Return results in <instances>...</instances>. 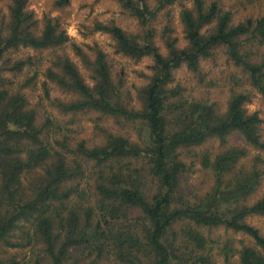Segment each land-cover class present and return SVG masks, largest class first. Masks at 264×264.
Listing matches in <instances>:
<instances>
[{
  "label": "trees",
  "instance_id": "1",
  "mask_svg": "<svg viewBox=\"0 0 264 264\" xmlns=\"http://www.w3.org/2000/svg\"><path fill=\"white\" fill-rule=\"evenodd\" d=\"M118 1L144 34L130 36L112 23L96 28L112 34L119 52L153 58V76L140 90L138 109L122 98L101 49L92 59L71 43L92 84L65 52L46 65L17 55L22 48L52 51L70 44L57 17L46 15L39 29L28 0H11L8 19L0 17V264H19L8 253L17 248H29L23 264H264V233L246 221L264 216V193L256 198L264 187V158L237 146L203 153L199 163L213 184L201 192L184 186L189 164L179 153L210 139L224 142L235 132L264 150L263 119L247 108L250 88L264 99V52L255 50L264 46V0H191L192 7L184 0H157L155 7L148 0ZM178 1L189 47H180L166 25L164 54L151 24ZM69 3L56 1L60 7ZM220 47L245 77L225 111L173 85V71L182 64L202 81L201 60ZM32 69L31 76L24 74ZM40 76L44 96L59 115L92 111L144 122L146 136L139 132L132 139L105 129L103 142L93 145L70 137L58 117L43 116L29 97ZM52 84L68 98L52 99ZM219 227L243 233L254 244L236 248L227 241L215 253L202 229Z\"/></svg>",
  "mask_w": 264,
  "mask_h": 264
},
{
  "label": "rangeland",
  "instance_id": "2",
  "mask_svg": "<svg viewBox=\"0 0 264 264\" xmlns=\"http://www.w3.org/2000/svg\"><path fill=\"white\" fill-rule=\"evenodd\" d=\"M57 0H28L27 9L31 11L34 17L39 21V29L43 27V20L46 15L57 17L66 30L71 41L61 49L52 51H35L33 49L22 48L18 51V56L26 57L32 55L37 59H42L46 65L49 59L55 53H67L71 59L78 65L81 73L89 84L93 81L90 72L86 69L80 56L76 55L75 49L71 43L79 45L90 58H94L96 49H101L107 54V60L111 69L115 84L119 86L122 98L130 106L140 108L139 93L146 86L152 76L153 58L150 56L141 59L129 57L117 48V44L112 34L98 30L97 24H115L123 28L130 36L140 37L145 29L139 20L123 8L118 0H70L65 6H58ZM152 7L157 5V0H148ZM188 7H192L191 0H184ZM11 0H0V17L8 19V6ZM167 10H170L172 20L168 18ZM182 4L180 1L170 5L162 10L153 20L151 26L155 33V42L162 53L166 54L165 42L161 35L166 25L173 30V35L179 38L180 47H189L185 39L184 28L181 22ZM236 21L240 20L239 16ZM170 23V24H169ZM257 53L264 52V46L255 48ZM200 70L203 80L198 75L182 64L173 71V85H179L186 97L193 99H202L208 103H215L222 111L226 110L228 100L233 90L240 88V83L245 81L244 73L240 67L236 66L226 55L225 49L220 47L215 50L211 58L203 59L200 62ZM34 69L27 70L24 74L32 75ZM40 76L37 84L28 90L29 97L33 104L43 113V116L52 115L58 117L65 129H70V137L86 139L88 144H99L104 140V130L121 134L126 137L136 139L139 132L146 136L148 127L144 122L129 123L117 121L114 118L101 115L98 112L78 113L77 115H59L57 110L50 104V101L44 96L42 81ZM251 89V101L247 104L250 112L257 111L263 119L260 133L264 138V99L255 89ZM51 98L67 99V95L52 84L50 87ZM67 132V130H65ZM245 147L250 157L261 155L264 158V150L254 149L247 145L244 138L239 133L228 135L224 142L218 139H210L206 143L190 148H182L179 153L182 159L189 164L185 175L184 186L188 188H198L201 192L207 191L213 184V177L209 171L202 168L200 158L203 153H215L222 147ZM264 193V187L258 192L256 198ZM249 224L259 228L264 233V216L251 215L246 218ZM202 231L213 239L215 246L214 252H219V246L227 241H232L234 247L241 248L244 244H254L253 240L243 233L234 232L231 229L203 228ZM29 248H17L9 250V255L14 256L19 264H23L25 259L29 258ZM235 256L234 259H237Z\"/></svg>",
  "mask_w": 264,
  "mask_h": 264
}]
</instances>
